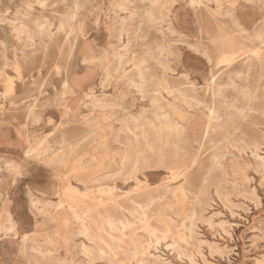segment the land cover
I'll return each instance as SVG.
<instances>
[{"label": "rangeland", "instance_id": "374dc122", "mask_svg": "<svg viewBox=\"0 0 264 264\" xmlns=\"http://www.w3.org/2000/svg\"><path fill=\"white\" fill-rule=\"evenodd\" d=\"M26 1L0 0V219L4 220L5 211H9L17 220L19 232L17 238H9L11 242L0 239V264H15V259L21 263L22 259L17 258L21 256L19 252L34 261L32 253L25 250L31 238L43 248L53 249L64 264H110L106 260L87 261L80 249L82 236L66 242L68 232H79V224L73 219L65 197L68 187L79 193L73 198L76 209L83 211L91 206L99 224L108 215L129 219L132 225L126 232L140 237L147 248L145 264H157L155 256L169 264H264V173L247 146L264 133V97L259 101L247 99L232 85V80L245 84L237 76L245 70V60H255L258 50L264 59V44L252 36L253 30L263 23L262 0H224L222 16L213 12L218 8L215 2H210L208 8L206 1L198 6L190 0H178L175 4L164 0L155 10L164 21L151 25L140 18L130 20L126 26L129 33L122 41L118 35L120 16L124 13L118 12L117 3L124 0H43L45 7L36 5L32 17L41 12L48 17L38 24L39 30L49 37H36L32 47L23 45L11 25L24 11ZM131 1L129 4L136 7L139 15L150 7V0ZM232 7L249 27L248 32L226 13ZM169 9L173 11L171 17L175 14L172 24L167 17ZM250 13L254 21L247 24L244 18ZM72 14H77L81 21L73 23V31L83 30L84 38L81 33L67 35V23L60 18ZM218 24L224 33L237 38V44L253 52L219 64L221 54L214 50L210 40ZM61 25L64 28L57 29ZM183 40L191 44L201 42L203 46L200 51L194 49L192 55V49ZM160 47L167 50L160 53ZM118 51L124 52L125 60L129 61L124 65L128 70L126 76L115 70ZM90 57L95 59L85 60ZM141 60L149 78L147 96L143 98L129 80L130 77L138 80L131 76L132 68ZM161 63L175 70H166ZM251 64L254 67L250 70L253 74L250 81L264 89V78L261 83L256 82L264 75L258 67L261 65ZM185 71L190 72L189 79L184 78ZM211 73L216 75L230 103L248 107L258 102L260 113L250 111L243 119L237 111H228L213 91L205 93ZM165 78L177 88L188 91L195 88V95L219 110L222 127L204 138L203 122L207 123L209 118L208 107H203L190 118L192 136L190 142L183 139L184 145L178 147L181 157L184 156L177 164L140 165L138 169L129 164L119 174L118 142L127 143L132 137L121 128L125 124L133 126V117L142 114L155 120L153 101L148 94L156 88L167 93L157 85L158 80ZM262 91L259 95L264 94ZM162 103L180 110L182 102L168 96ZM186 119L187 116L179 118L183 122ZM229 120L234 123L229 124ZM169 137L166 149L173 153L174 143H180V137ZM150 140L159 144L155 132ZM70 145L75 147L72 151L68 149ZM32 146L47 151L40 156L27 155ZM260 148L258 152L264 156V136ZM219 151L224 154L221 166L212 160ZM59 153L66 162L49 165L47 158ZM149 154L152 152L146 151ZM28 157L32 162L25 164ZM193 158L197 161L191 165ZM9 161L16 162V168ZM17 170L23 175L18 176ZM53 188L54 192L43 194ZM202 190L207 196L198 199L196 193ZM32 200H41L37 204L39 212L31 206ZM59 202L62 206L57 205ZM140 205H147L149 227L133 212ZM160 210H165L170 218L169 235H162L165 227L157 221ZM193 213L196 232L191 234L188 228L192 226ZM182 233L185 240L180 236ZM26 234L31 236L24 240ZM176 240L184 254L180 255L172 246ZM119 258L118 264H139L138 256L125 259L119 254Z\"/></svg>", "mask_w": 264, "mask_h": 264}, {"label": "bare ground", "instance_id": "6f19581e", "mask_svg": "<svg viewBox=\"0 0 264 264\" xmlns=\"http://www.w3.org/2000/svg\"><path fill=\"white\" fill-rule=\"evenodd\" d=\"M139 1L143 2L145 0H139ZM163 1L164 0H150V7L146 8L144 12L142 13V15H139V12H137L136 7H133L129 4V2L130 3L132 2L131 0L119 1L117 3V10L119 13L123 12L124 15L120 16L122 25L120 28V33L118 35V39L122 41L125 34L129 33L126 30V26L130 20L140 18L141 21H145L146 23L148 22L152 23L151 25H157V23L159 24L162 21H164L163 19L164 17L156 14V11H155L157 6L162 4ZM204 1H206L207 3L215 2L218 7L216 9V14L220 16L225 14V12L221 10L224 0H190L191 4L193 5L198 4V6L200 4H203ZM74 2H77V1H74ZM165 2H168V0ZM169 2L170 4H175L176 2H178V0H169ZM262 2L264 3V0H262ZM36 5L45 7L43 0H27L25 3H23L24 11L21 12L15 19H13V22H11V25L16 33L17 38L23 43L25 47H32L34 45V39L38 36L45 35L49 37V34L47 32L43 33L42 31L39 30L40 25L38 24L39 21L44 22L48 20V17L44 15L42 12L39 15L32 17V12L35 9ZM171 13L172 11L171 9H169L167 17H168L169 23L172 24ZM226 13L230 14L232 20L235 23H237L239 26H241L243 31H247L244 28V26H242L239 23V19L233 7L227 10ZM78 18L79 16L77 14L75 15L72 14V15H68L65 18L61 17L60 19H62V21L64 20L67 23L65 26L67 28L66 32L68 36L73 37L74 35L81 33L82 38H84L85 32H83V30L79 31V33L76 30L73 31V28H74L73 23H75ZM79 26H81V24H79ZM62 27L64 28V26L61 25L57 29H61ZM214 28H215L214 29L215 33L213 36H211L210 40L212 42L214 50L216 52L219 51L221 54L220 58H218L219 64L220 63L223 64L222 62L226 63V62L233 61V59L236 57H245L248 55V52H253L252 50L247 49L245 46H242L241 44H237L238 42L237 38L232 35L230 36L224 33L223 27L221 25L218 24ZM172 29L176 30L175 27ZM252 36L260 44H264V17H263L262 25L258 29L253 30ZM139 37H141V35H139ZM183 41L185 43H188L186 40H183ZM189 46H190V43H189ZM202 46L203 45L200 42L199 44H195L194 48L197 50H201ZM44 47H46V45ZM158 49L160 50V53H164L167 50L164 47H160ZM205 54H206V51H205ZM257 54L258 55L255 60H251V59L245 60L244 61L245 70L240 71L237 74L239 78L243 79L245 84L239 85L234 80H232V85L238 89V93L241 96L246 97L247 99H252L254 101H259L260 97L262 96L264 97V94L259 95L260 91L264 90L262 86L261 85L257 86L256 84H254V82L250 81V74H251L250 70L252 69V67H254L253 64L251 63L259 62V65L261 66H258V67L262 68L263 74H264V59L260 55L259 50ZM116 57H117V66L115 70L123 71L124 72L123 76H126L127 75L126 71L128 70L124 67V65L128 63L129 61L125 60V53L118 51L116 53ZM94 59L95 58L90 57L85 60L93 61ZM219 64L217 66H219ZM161 65L166 70H175L174 68H171L165 63H161ZM132 69L134 71V74H132L131 76L132 77L136 76L137 77L136 79L138 80H135V78H131V77L129 80L133 84V86H135L137 90L141 92L142 98L144 96L146 97L147 96L146 86L149 81V78L147 77V69L144 66V60L135 62L133 64ZM182 74L184 75L185 79L190 78V72L185 71ZM263 78H264V75H262L261 78L258 79L259 81H256V82L261 83ZM216 80H217L216 75L211 73L210 80L206 84L207 88L205 87L206 89L204 91L205 93H207V91H213L214 97L219 96L223 101V106H225L228 111H232V110L237 111L238 115L242 117L243 119H246L248 117L250 111H255L256 113H260V110L258 109L259 107L258 102L256 106L249 105L248 107L238 106L237 104H234L232 102L230 103L229 98L226 97L225 95V91L223 90L221 85L217 83ZM158 81H159L157 82L158 87H161V89L164 88L167 91V93L165 92L162 93V91L160 92L159 88H156L152 91L150 96L148 94L149 99L153 101L152 106L155 109V111L153 112L155 120H149L147 119V117L144 116V114H142L140 116L133 117V126L125 124L121 128V130H124V132L126 131L130 133L132 137L129 139L130 141L127 143L123 141L118 142L116 140V142H118L120 145L118 149L121 150L119 151L118 149L117 150L114 149L117 151L116 154L119 156V161H118V164L120 165V171L118 172L119 174L123 173L126 170V166L129 164H131L132 166H135L134 169H138L140 165H145L147 167L150 164H153L154 166H160L163 164H173V165L177 164L180 161V159H182V157L184 156L183 154V156L181 157V154L178 151V147L184 145L183 139H185V141L190 142V139H191L190 137L192 136L193 131H192V128L189 126V124L191 123L190 118H192L194 114L199 112V110L203 107H208V118H209V121H207V123L203 122L205 124L204 138L205 139L209 138V135L211 132H216L220 130V128L222 127L221 114L219 113V110H217L215 106L206 105L207 104L206 100L200 99L197 95H195L194 94L195 88L192 91H188L182 87L177 88L176 86H173L166 78L163 80H158ZM212 87L213 89H211ZM168 96H172L173 99L179 100L182 102L180 105V110L174 109V107H171L172 105L171 106L167 105V103H164V104L162 103V99L165 100L167 99ZM182 109L183 111L181 112ZM181 116L182 117L187 116V119L183 122L179 120ZM34 117L35 118L38 117V114H34ZM228 123L233 124L234 122L233 120L231 121L229 120ZM238 129L239 127L237 128L234 127V130H238ZM152 132H155L157 134V139L159 141L158 145H156L154 142L150 140V135ZM173 135L180 137V143H176V144L174 143V147L176 148V150L172 153L166 148L168 147L167 145L170 143L169 136H173ZM263 136H264V133L261 134V138L260 136L255 137L254 139H252L250 144L249 143L247 144V146L251 148L253 157L258 161L259 166L262 172L264 173V156H262L258 152L261 149L260 148L261 139H263ZM116 139H118V137H116ZM65 142H66V139L64 137L63 143ZM205 142L206 141H204L201 147H204ZM233 147H235V145H233ZM74 148H75L74 145L73 146L70 145L68 149L69 151H72ZM46 151H47L46 149H40L39 147L35 148V146H32L29 148L27 155L36 154L40 156L42 155L43 152H46ZM146 151L152 152V154L146 155ZM61 155L62 154L59 153L51 158H47L48 159L47 163L49 165H52V164L62 165L64 162H66V160ZM223 156L224 154L221 153L220 151L216 152L212 156L213 163L215 165L221 166ZM196 161H197V158H193L191 161V165L195 164ZM9 162L11 166L16 168L17 166L16 162L14 161H9ZM118 173H115V175H118ZM17 174L18 176L23 175V173H21L18 170H17ZM175 174L177 173L175 172ZM204 182L206 183L207 180L205 179ZM219 189L220 188L218 186L217 191ZM102 190L104 191V189ZM181 191L185 193L186 189L182 188ZM44 193L49 194L50 191H48V193L47 191L46 192L44 191L43 194ZM104 193H107V192H104ZM78 194L79 193L77 190L70 189L69 187L65 191V197L68 199L67 201L69 202V210L72 213L73 219L76 220L79 224V227H78L79 232H68L69 236L66 239V242H70L71 240H73L74 236H82L84 240H82L80 243V249H81V252L85 256V259L91 263L95 262L96 260H106L110 264H118L119 260H121L119 258V254H122L125 257V259L129 257L138 256L139 257L138 263L145 264V259H146L145 256L148 254V251H147V248L143 245L144 241L140 237H137L136 234L131 236V234L126 232V230L129 227H131L132 222L127 218L124 219L121 217H116L114 215H108L105 217L103 216L102 223L99 224L98 220L96 219V216L92 214L93 208L91 206H86L83 211H78L76 209L77 202L73 201V198H75V196H78ZM196 194H197L198 199L199 197L206 198L207 196V192H205V190H202L201 192L196 193ZM82 195L84 196V194ZM174 195L176 196V194ZM202 198H200V201ZM40 201L41 200H32L31 202V206L36 209V212L40 209V207H38L37 205L39 204L38 202ZM60 204L62 206V202H59L57 205L60 206ZM118 207L122 208L119 203H118ZM146 207L147 205H140L138 208L133 209V212H135L136 215H138L137 217L140 218L143 222H146V225H145L146 227H149L151 225L149 223V220L146 217V212H147ZM5 212H6L4 215L5 219L4 220L0 219V239L4 238L5 242H11L9 238H17L19 234L18 223H17V220L13 217V215L9 213V211L6 210ZM195 218H196V214L193 213L191 216L192 226L188 228L191 234L196 232L194 229L195 225H193ZM53 219L60 221L63 218L61 219L60 217H53ZM64 220L65 221H63V223L67 224L66 221L68 219L66 218ZM157 221L160 223V225L162 224L165 227V229L162 232V235L163 236L169 235V233H171V230H172V225L170 222V218L165 214V210L159 211ZM101 230L106 231V232H100ZM153 230L154 229H152V231ZM149 233L153 235L156 234V232H149ZM183 234L184 233H182V235L180 236H183ZM30 236L31 235H28V234L24 235V240L29 239ZM185 239H186V236L185 237L183 236V240ZM172 246L174 247V249H177L179 251L178 253L180 255L184 254V250L178 244L177 240L172 244ZM25 250H29L32 253L31 256H34L35 260L34 261L32 260L33 263L30 262V259L26 257L24 253L19 252V255L21 256H17V258H19L20 260L22 259L21 263L19 264H31V263L32 264H64L63 261L59 257L54 255L55 251L53 249L43 248V246L38 244L35 238H31V243L28 245V248L27 247L25 248ZM190 259H191V262H193L192 258ZM10 260L11 262H13L12 256H10ZM14 261H15V264H18L19 262L18 259H15ZM154 261L157 264H169L168 262L165 261V259H162L159 256H155Z\"/></svg>", "mask_w": 264, "mask_h": 264}, {"label": "crops", "instance_id": "0c3cea01", "mask_svg": "<svg viewBox=\"0 0 264 264\" xmlns=\"http://www.w3.org/2000/svg\"><path fill=\"white\" fill-rule=\"evenodd\" d=\"M207 7L210 8V3H207ZM172 12H173V11H172ZM213 12L216 14V9H215ZM236 14H237V13H236ZM237 17H238V16H237ZM171 19H172V23H173V22L175 21V20H173V19H175V14L173 15V17H171ZM238 19H239V18H238ZM244 19H245V22H246L247 24H251V23H253V21H254V15H252L251 13H250V14H247V15H245V18H244ZM262 22H263V20H262ZM239 23H240L242 26H244V28H245L246 30L249 29V27H248V26H245V24H243L242 21H241L240 19H239ZM150 24H152V23H150ZM260 26H261V25H260ZM260 26L256 27L255 29H258ZM187 44H188V46H189V43H187ZM194 46H195V44H191V43H190V46H189V47H190V49H192V51H193V52H192V55H194V49H195ZM196 46H197V45H196ZM195 50H196V51H200V50H197V49H195ZM192 55H191V56H192ZM191 58L193 59V58H195V57L192 56ZM191 58H188V59L190 60ZM199 59H200V58H199ZM182 60H183V59H182ZM200 60H203V59L201 58ZM203 71H204V70H202V73H200L201 75H203ZM250 73H251V72H250ZM252 75H253V74H250V76H252ZM24 162H25V164H26V163H29V164H30V163L32 162V160H31L30 158H28V159L26 158V159L24 160ZM54 190H55L54 188L51 189V190H50V193H51L52 191L54 192Z\"/></svg>", "mask_w": 264, "mask_h": 264}]
</instances>
